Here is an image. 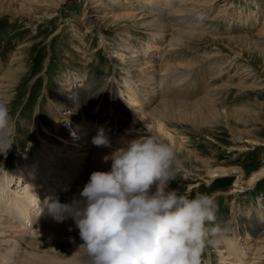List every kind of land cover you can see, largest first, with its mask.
Here are the masks:
<instances>
[{"label":"rangeland","instance_id":"obj_1","mask_svg":"<svg viewBox=\"0 0 264 264\" xmlns=\"http://www.w3.org/2000/svg\"><path fill=\"white\" fill-rule=\"evenodd\" d=\"M101 1L102 4H99L96 0H56V4L41 3L35 6V12L33 13V17H31L27 16L21 9L18 10L15 2L0 0V70L6 71L10 65H13L10 68L14 71L17 67L21 66L20 70H17L19 71L17 77L12 78L17 84H14L11 88L10 93L12 96L6 103L9 108L10 126H12V129L9 132V128L5 135L12 140V144L6 152H0V174L3 172L12 174L17 169L33 165L30 159L35 158L34 153L36 151L46 154L54 153L53 146H57L52 143L55 141L58 145H63L59 147L58 156L60 158L67 157L65 154L68 153L69 150L67 149L70 148L71 150H76V152H72L73 154L71 156L74 155L83 160V169L81 171L75 172L73 168L71 169V174H76L74 181L76 183L77 179L79 181L78 184L74 183V186L76 185L74 190H78L82 186V183L88 180L93 170H107L110 168L111 160L105 161V155L123 146L127 139L137 138L143 135H154L172 145L171 139L168 136L161 135L160 137L153 130L151 131L143 121H139L141 124L136 126V128H140V134H128L129 136L126 134L115 135L114 133L119 130V128L115 127L118 126V122L120 123V121H115L108 128L106 126L104 127L105 134L111 140V146H97L93 143V138H90L94 136L92 131H94V127H98L99 121H89L87 123L89 119L85 117L84 125L86 128L83 130L76 128L75 130L73 122L64 121L51 109L53 99H57V105L60 107L61 105H66L63 97L59 96L57 98L56 96L58 88L62 84H65V82L61 83L64 76L72 77L76 74L79 76V74L84 73L85 79L89 78L90 81L92 80L91 83H93L92 85L94 87L101 86L105 82L114 83L117 86V88H114L117 90L114 98L115 105L106 111H102V113L104 112L103 124L107 120L108 122L112 120V116L110 117L111 119L108 118L112 113L122 110H124V113L122 112L120 117H124L128 121H133L135 118L140 120V117H136L133 109H131L132 103H126L125 101V97L128 94L120 88V84H123L124 76H128V71L126 70L131 69V72L133 70L128 65L130 64L128 61L120 60L115 53V48L118 47V41H121L120 36H123L122 31L127 30V28L123 29L125 26L130 28L125 34H130V42L136 45L140 42H147L149 31L141 25L134 26L131 23L133 19H117L113 21V13L108 14V10L104 8L110 2L108 0L105 2H103L104 0ZM222 1L213 0L212 4L214 5L212 6L201 4V2H191L187 5V7L193 9V13L195 14L196 10H198L197 14L199 16L196 14L198 16L197 19L201 18L199 20L200 23L196 24L193 29H196L199 25H203L205 29L201 31L203 35L201 38L190 41L184 40L183 45L178 48L177 52L180 50L183 51V55L179 60L183 58L184 61L188 58L192 59L193 57L196 67L185 64L184 66L186 67H184L182 64L177 69L180 75L175 69L171 71V75L168 74L171 78H178L183 75L187 76L184 82L195 83L193 86L196 89L200 87L197 85L198 83L205 82L208 79L207 82L210 83L211 91L214 88L217 89L216 87H221L223 91L218 90L220 93L216 91L217 96H219L220 101H225L223 97L227 98L225 104L231 108L239 109L237 107H240L243 103L250 105L247 107L249 114L245 117L247 121H239L238 125L234 123L232 125L218 123L214 124L215 126H203L198 122L194 124L193 119L186 120L185 117L180 120L174 118L166 120L168 127L174 133L179 132L180 135L185 136L184 141L186 143V147L181 151L175 148L177 156L182 163L180 171L170 181V187L176 189L181 194L189 196H195L197 193H210L216 201V219L208 222L207 226L209 229L217 226L219 229L221 228L219 231L220 236L218 239L215 238L216 234H210L208 238L209 242L202 255V264L220 263L221 256H219V248L222 244H216V241H220L221 237L225 234L234 235V220L240 224L246 217V211L243 208L248 209L252 207V204L257 205L254 202H257L259 198L264 199V177L252 187L246 186L243 190L231 192L233 191L234 181L238 173H234L229 180L222 179L223 181L221 179L209 180L210 178L205 176L206 173L204 175L198 174L204 172L205 160L213 165H240L243 167L242 171H245L247 176L258 171L257 169L264 165V50L260 49L254 43L256 40L264 44V34L259 33L260 29L264 27V0H227L225 6H222ZM133 2L136 4L137 0H133ZM124 3L125 5L131 4L129 1H124ZM179 3L180 1L174 3L172 7L175 4L174 8L179 7ZM141 6L138 4L137 8L143 9ZM99 7L104 8L102 9L103 13L100 12L102 10H99ZM249 7L252 8L250 9ZM46 8H50L52 11L51 19L44 18L39 12H44ZM224 8H226L225 11H223ZM261 10H263V13ZM116 11H119L118 7ZM148 15L150 18L151 14ZM235 16H240L244 20L241 23L242 28H244L243 33L250 36V42L246 44L237 40L231 42V40L227 39V35L230 34L227 30L228 19L235 21ZM253 19L255 20L253 21ZM246 24L248 25V29H246ZM101 34L105 36V40L102 39ZM22 44H25V46L22 47ZM187 48H191L192 51L187 52ZM211 51H216L219 54L217 53V56L210 54L213 56L207 57L206 53ZM125 52L129 54V49H126ZM14 53L17 54L14 55ZM235 53L238 54L239 58L234 55ZM14 57H17V59H14ZM225 57H230L233 61L238 60L240 62L239 64L227 63V60H224ZM217 59L219 60L217 62H219L220 66L224 67L225 65V71H230V74H224L223 77V74H210L207 71L208 63ZM241 66L245 67L246 72ZM238 74L242 75L238 76ZM211 77L215 79H211ZM239 79L241 81L245 79L247 83L240 85ZM226 82L229 84L224 86ZM76 83L79 87L83 88V91L77 86L74 88V96L79 99L81 96L87 95V92L85 94L82 79L78 78ZM109 85L105 91H110L111 86ZM175 85L177 84L175 83ZM199 89L196 91V95L195 93L193 94L195 97L190 93L185 94V96L190 95L189 97H193L190 100L194 101L199 98L198 95L202 96L205 94H203V89ZM99 93L95 98L96 103L90 109L80 106L79 110L90 111L91 113L93 110L95 111L94 108L105 101L106 93ZM221 93L222 95H220ZM179 97L183 99L182 95ZM155 105L158 106L157 101L148 108V112ZM77 107L78 104L72 106L71 109L67 108L62 110L59 114L66 120L73 119L72 116L78 118L81 115L76 111ZM59 119L63 120V122L61 121L63 125L68 126L64 133L60 135L56 131L60 124L56 121H59ZM235 126L247 131V135L255 138L260 143L249 144V142H246L245 139L248 137L237 134L233 130ZM76 141H80V143ZM246 145L248 148H245ZM99 147V157L96 158L95 153ZM188 151L192 153L191 156ZM195 157H199L200 159L196 160ZM94 164L97 167L94 168ZM62 166L66 165L64 164ZM68 169L69 166H66L65 170ZM190 169L193 173H190ZM25 173L29 174L28 171H25ZM195 182H201V184L191 187V184ZM52 185V181H49V186L51 187ZM16 186L15 181V183H12V188ZM51 188L53 189V187ZM72 189L68 192H71ZM65 195H59V197L62 196L61 200L63 197V200H65ZM235 204L239 205L240 209L238 208V210L242 211L239 217L235 210ZM44 215H47V213H44ZM42 216H39L38 213L37 220H45L47 217L52 216V214L50 213L43 218ZM221 221L225 223L223 226L220 224ZM68 227L69 225L64 229H59L54 234L56 239ZM1 238L2 236L0 235V241ZM50 241L51 243H55L53 239ZM228 261L229 259L225 262L228 264ZM260 263L264 264V257L263 259L255 261L254 264Z\"/></svg>","mask_w":264,"mask_h":264},{"label":"bare ground","instance_id":"obj_2","mask_svg":"<svg viewBox=\"0 0 264 264\" xmlns=\"http://www.w3.org/2000/svg\"><path fill=\"white\" fill-rule=\"evenodd\" d=\"M10 1L16 3V7L18 10L21 9L22 12L31 17H33L36 5H39L41 3L56 4V0ZM105 1L106 0H104L103 2ZM124 1H129L131 2V4L125 5ZM179 1V7L174 8L176 4L172 7L174 3H178ZM188 1L190 0H137L135 4L133 0H108V2L110 3H107L104 7L108 10V14L113 13V21H116L117 19H133L131 23L134 26L141 25L143 28L149 31L147 42H140L137 43L138 45H136L130 42L131 35L125 34L130 30L129 27L125 26L123 29L127 28V30L122 31L123 36H120L119 34V36L121 37V41H118V47L115 48V53L120 58V60L122 59L128 61L130 64H127L133 70L132 72L131 69L126 70L128 71V76H124L125 78L123 80V84H120V88L123 92L128 94L127 97H125V101L126 103H132L131 109H133L136 117H140V120H137L135 118L133 121H128L124 117H120V114L122 112L124 113V110H122L120 112L112 113L110 116H108V118L112 116V120H110L109 122L107 120L105 121V124H103L104 112L102 113V111H106L107 109L115 105L114 98L116 96L117 90L114 88H117V86L114 83L105 82L104 84L102 83L103 85L101 86L94 87L92 85L93 83H91L92 80L90 81L89 78L85 79L84 73L79 74V76L78 74H76L75 76L73 75L74 77H69L67 75L64 76L61 83L65 82V84H62L61 87L58 88L56 96L57 98L59 96L63 97V101L66 105H61L60 107L57 105V99H53V103L51 104L53 106L51 107V109L55 111L57 116L64 121L73 122L75 130L76 128H81L82 130L86 128V126L84 125L85 117H88L89 119L87 123H89V121H99L98 127H94V131H92L94 136L97 135L98 131L101 128H103V130L105 131L104 127L106 126V128H108L115 121H120V123L118 122L117 124L118 126L115 125V128H119V130L114 133L115 135L140 134L141 130L139 127L136 128V126L141 124V122L139 121H143V123H145V125H147V127L151 129V131L153 130L160 137L161 135L168 136L171 139L172 145L178 151H181L184 147H186V143L184 141L185 136L180 135L179 132L174 133V131L169 128L168 124L166 123V120L168 119L174 118L176 120H180L185 117L186 120L193 119L194 124L198 122L203 126H213L214 124L218 123L229 125H232V123H234L235 125H238L239 121L246 122L247 119L245 117L249 114V109L247 107H249L250 105L243 103L240 105V107H237L239 109L231 108L230 106L226 105L225 103L227 98L223 97L225 101H220V98L216 93V91L218 90L223 91L221 87H216L217 89H215L213 86L215 90L213 89V91H211L210 83L207 82L208 79L205 78V82H200L197 84L200 86L199 88L203 89V94H205L202 96L198 95L199 98L191 101L190 98L193 99V97H189L190 95L185 96V94L190 93L191 95H193L195 93L196 95V91L199 88L196 89L193 86L195 83H185L184 81L186 80L184 79L187 76L184 75L182 77L177 76L178 78H171V76H168V74L171 75V71H173V69L178 71V67H180L182 64L183 66L185 64L188 66L196 67L194 62L195 59H193V57L192 59L188 58L184 61L183 58L179 60V58H181L183 55V51L180 50L179 52H177L178 48L183 45L184 40L190 41L196 38H201L203 36L201 31H204L205 29L203 25H199L196 29H193L196 24L200 23L199 20L201 18L197 19V17L199 16L197 14L198 10L194 9L196 10V14L198 15L197 16L195 13H193V9L187 7V5L191 2H201V4H208L209 6L214 5L212 4L213 0H192L191 2ZM96 2L102 4L101 0H96ZM99 4L97 3L98 6H100ZM138 4L142 5L141 7L143 9L137 8ZM226 4L227 0H223L222 6H225ZM117 7L119 8V11H116ZM104 8L99 7V10H102ZM225 10L226 8L223 9V11ZM262 11L263 10H261V12ZM39 12L44 16V18L51 19L52 11L50 10V8H46L44 12ZM100 12L103 13V10ZM148 14H151L150 18ZM240 16H235V21L228 19L227 30L230 34L227 35V39L231 40V42L237 40L241 41L243 44H246L250 42V36H247V34L243 33L244 28H242L241 23H243L244 20ZM254 20L255 19H253V21ZM246 29H248V25ZM259 33L264 34V27L260 29ZM101 35L102 39L105 40V36H103V34ZM254 43L260 49L264 50V44L256 40L254 41ZM24 46L25 44H22V47ZM126 49H129V54L125 52ZM190 51H192V49L187 48V52ZM211 52L206 53L207 57L213 55L217 56L216 54L218 52ZM17 53H14V55H16ZM234 55L239 58L238 54L235 53ZM14 59H17V57H14ZM224 60H227V63L231 62L233 64H239L240 62H238V60L233 61V59H230V57H225ZM217 61L219 60L217 59L208 63V69L206 68L207 71H209L210 74H223V77L224 74H230V71H225L226 66H220L219 62ZM10 66L13 67V65ZM10 66L6 71L0 70V103L4 104H6L8 100H10L12 96V94L10 93L11 88L14 86V84H17L12 78L17 77L19 73V71L17 70H20L21 68V66H19L13 71ZM241 68L245 70L244 66H241ZM177 73L179 74V71ZM203 73L201 74L204 75L205 73ZM240 75L238 74V76ZM78 78L82 79L85 88V94L87 92V95H83L79 99L74 96L75 86H77L80 90L83 89L76 83ZM212 78L213 77H211V79ZM239 80L240 85H244L247 83L245 79H242V81L241 79ZM175 83L177 85H175ZM108 84H110L109 86H111L110 91L108 90L109 92L105 91ZM228 84L229 83L226 82L224 86ZM99 87L100 89H98ZM99 92L106 93L105 101L94 108L95 111L93 110V112L91 113L90 111L79 110L80 106L88 107L90 109L91 106L96 103L95 98L96 96H98V94H100ZM218 93H220V91H218ZM181 95L183 96V99L179 97ZM220 95H222V93ZM155 101L158 102V106H153L148 112V108L152 104H154ZM76 104H78L76 111L80 113V117L76 118L72 116L73 119L66 120L59 114L62 110H65L67 108L71 109L72 106ZM61 119H59V121H56L60 123L56 130L59 135L63 134L64 131L68 128V126L63 125V120ZM11 127L12 126H9L10 129L8 128L9 132L12 129ZM233 130L241 136H247L248 138L245 139V141L249 142V144L260 143L255 138L247 135V131H244L237 126H235ZM68 133L70 134L69 131ZM75 133H77V131H75ZM94 136H92L90 139H92ZM76 142L80 143V141ZM52 144L57 146H53L54 153L46 154L36 151L34 153L35 158L30 159L33 165L26 168L17 169L13 171L12 174L5 172L0 174V235L2 236L0 241V264H88V257L86 253L84 252V249L79 246L82 243L79 236V229L75 227L74 221L71 218L58 220L52 215L50 217H47L45 220L42 219V221H36V216L39 211H43V213L49 211L47 204L48 199L55 198L61 194L65 195L70 189L73 188L71 192H68L67 195H65V200H71L73 196L77 195L79 192V189L74 190L76 186L72 187L70 185L74 184L73 180L76 177V174H71V169L73 168L75 172L81 171V169H83V160L77 156H71V154H73L72 152H76V150H71L70 148L67 149L69 151L65 154L67 157L60 158L58 156L60 150L59 147L63 145H58V143H56L55 141H53ZM83 147L85 148V146ZM245 148H248L247 145L245 146ZM99 151L100 147L95 153L96 158L99 157ZM188 153L190 156L192 155L190 151H188ZM195 158L196 160L200 159L199 157ZM205 162L206 165L204 166V172L198 174L204 175V173H206L205 176H208L210 178L209 180H229L234 173H238L234 181L233 191L231 192H238L240 190H243V188H245L246 186L252 187L264 177V165L257 169L258 171H255L247 176L245 171H242L243 167L240 165H213L207 160H205ZM64 164L66 166H69L68 170H65L66 166H62ZM93 167L95 168L97 167V165L94 164ZM25 171H28L29 174H26ZM190 173H193L191 169ZM62 177L64 178L62 179ZM70 179H72V181ZM15 181L16 183H18V186L12 188V183H15ZM49 181H52L53 185L51 187H53V189L49 186ZM84 183H82V186ZM200 184L201 182H195L191 184V187L198 186ZM57 190L59 193L56 192ZM61 190L66 191L63 192ZM254 203H257V205L252 204V207L248 209L243 208V210L246 211V217L240 224L235 221L234 235L225 234L221 237L220 241H216V244H222L219 248V256H221V261L219 264H227V262H225L227 259H229L228 264H254L255 261L263 259L264 199L262 200L261 198H259L258 201H255ZM235 207V210L237 211L236 213L239 217L242 211L238 210V208L240 209L239 205L235 204ZM50 213L51 212L49 211V214ZM33 223H36L37 225L35 224L36 226L33 227ZM220 224H222L223 226L225 223L221 221ZM67 225H69L67 230L61 232L60 236L56 239V236H54V234L59 229H64ZM219 236L220 233L218 232L216 233L215 238L219 239ZM52 239L55 243H51L50 240Z\"/></svg>","mask_w":264,"mask_h":264},{"label":"clouds","instance_id":"obj_3","mask_svg":"<svg viewBox=\"0 0 264 264\" xmlns=\"http://www.w3.org/2000/svg\"><path fill=\"white\" fill-rule=\"evenodd\" d=\"M9 126V108L0 103V152L11 147ZM93 143L111 146L103 128ZM104 160L110 168L93 170L71 200H47L56 219L74 221L88 264H202L210 234L220 231L207 226L217 205L210 193L189 196L170 187L182 163L174 146L143 135Z\"/></svg>","mask_w":264,"mask_h":264}]
</instances>
